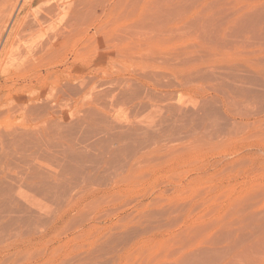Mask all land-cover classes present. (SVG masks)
<instances>
[{"label":"rangeland","instance_id":"rangeland-1","mask_svg":"<svg viewBox=\"0 0 264 264\" xmlns=\"http://www.w3.org/2000/svg\"><path fill=\"white\" fill-rule=\"evenodd\" d=\"M95 4L0 108V264H264V0Z\"/></svg>","mask_w":264,"mask_h":264},{"label":"bare ground","instance_id":"bare-ground-1","mask_svg":"<svg viewBox=\"0 0 264 264\" xmlns=\"http://www.w3.org/2000/svg\"><path fill=\"white\" fill-rule=\"evenodd\" d=\"M95 2L96 0H0V19L2 20L0 35L3 34L8 21L14 15L0 48V86L7 91L6 97L2 101L0 100V108L2 106L10 107L11 102L16 99L18 101L16 98L18 92L21 95L24 94L25 97L20 101L26 106L27 102L33 99V90H31L33 82L37 83L36 87L40 91L42 99L46 92L45 77L48 73V70L44 73L42 69L47 65L54 67L61 63L60 52L67 42L73 41L78 46L77 43L80 44L83 41L79 39L83 35L82 37L85 36L83 38L85 39L84 47L91 49L97 28ZM104 6L102 5V7ZM108 13L107 15H109ZM80 40L81 42H78ZM77 55L78 52H75L74 61L77 60L79 56ZM15 78L21 80V84L18 83L17 88H15ZM20 106L22 107V105ZM6 109L5 111H8V108ZM16 110L13 111L11 120H8V123L5 121V123L11 127L16 124L27 126L26 120L16 122L24 112L19 110L15 113ZM3 111L1 113L4 114ZM10 126L7 128L3 125L0 126V129L5 127L8 130ZM5 132L7 133L6 129Z\"/></svg>","mask_w":264,"mask_h":264}]
</instances>
